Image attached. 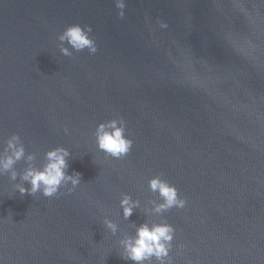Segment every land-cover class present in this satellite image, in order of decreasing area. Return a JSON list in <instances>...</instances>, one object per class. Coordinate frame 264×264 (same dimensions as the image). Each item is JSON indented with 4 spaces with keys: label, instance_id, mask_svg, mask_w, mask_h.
I'll return each instance as SVG.
<instances>
[{
    "label": "water",
    "instance_id": "1",
    "mask_svg": "<svg viewBox=\"0 0 264 264\" xmlns=\"http://www.w3.org/2000/svg\"><path fill=\"white\" fill-rule=\"evenodd\" d=\"M124 3L120 18L115 0H0V150L14 133L25 148L0 175V264H135L121 241L142 223L174 230L145 264H264V0ZM71 24L94 54L60 52ZM110 119L132 141L121 159L96 145ZM55 147L80 183L22 195ZM157 176L183 207L155 211Z\"/></svg>",
    "mask_w": 264,
    "mask_h": 264
},
{
    "label": "clouds",
    "instance_id": "2",
    "mask_svg": "<svg viewBox=\"0 0 264 264\" xmlns=\"http://www.w3.org/2000/svg\"><path fill=\"white\" fill-rule=\"evenodd\" d=\"M117 15L124 17V0H115ZM91 27L88 25L71 24L64 28L58 35L60 42V52L65 56H71L72 51L80 52L85 49L90 54L97 51L94 39L89 33ZM68 46L65 47L64 45ZM71 49V50H70ZM67 132V129H64ZM124 121L110 119L96 125L94 136L97 147L115 159L125 157L132 147V141L125 135ZM69 152L64 147H55L44 153L45 163L41 167L28 166L21 174V180L26 181L30 187L25 188L22 184L16 185L17 190L24 193L35 194L41 192L45 197H53L58 194L61 186L65 182H71L75 187L80 183V174L68 175L65 171ZM25 158V148L17 134H12L4 141V146L0 150V175L4 172L10 173V178L15 180L17 173L13 170V165ZM26 159H34L32 154H28ZM149 190L157 193L162 199V203L155 206L156 212L167 210L173 206L183 207L185 201L180 199L174 185L160 177H153L148 182ZM69 192L72 189H68ZM120 206L125 218L131 215L134 207L138 206V201L132 200L127 194L120 199ZM107 227L113 232L116 226L111 221H106ZM173 228L166 223H154L149 226L142 223L136 228L135 236L125 237L122 241V258L134 261L135 264H145L153 256L158 260L167 255L168 245L172 240Z\"/></svg>",
    "mask_w": 264,
    "mask_h": 264
}]
</instances>
